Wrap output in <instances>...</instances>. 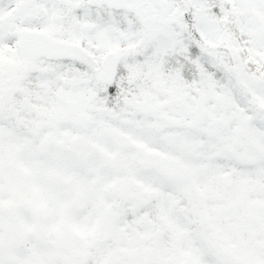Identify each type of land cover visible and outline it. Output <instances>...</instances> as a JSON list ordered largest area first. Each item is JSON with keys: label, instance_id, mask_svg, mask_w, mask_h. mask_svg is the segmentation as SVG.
I'll list each match as a JSON object with an SVG mask.
<instances>
[{"label": "rangeland", "instance_id": "1", "mask_svg": "<svg viewBox=\"0 0 264 264\" xmlns=\"http://www.w3.org/2000/svg\"><path fill=\"white\" fill-rule=\"evenodd\" d=\"M84 2L0 0V264L263 263L264 0ZM13 27L88 57L25 61Z\"/></svg>", "mask_w": 264, "mask_h": 264}, {"label": "water", "instance_id": "2", "mask_svg": "<svg viewBox=\"0 0 264 264\" xmlns=\"http://www.w3.org/2000/svg\"><path fill=\"white\" fill-rule=\"evenodd\" d=\"M129 0H87L88 6L106 5L114 10L127 9ZM17 50L21 56L29 60L46 59L52 61L72 60L80 61L85 51L77 44L66 43L52 39L47 33L39 30H16ZM118 56L107 53L101 61L99 81L111 85L116 75Z\"/></svg>", "mask_w": 264, "mask_h": 264}, {"label": "flooded vegetation", "instance_id": "3", "mask_svg": "<svg viewBox=\"0 0 264 264\" xmlns=\"http://www.w3.org/2000/svg\"><path fill=\"white\" fill-rule=\"evenodd\" d=\"M23 2H24V4L25 5H30L32 2H33V0H23ZM13 25H12V23H11V26L10 27H12ZM14 30H15V27H13V33H14ZM264 246V245H263ZM263 246H261L260 247V249L263 251V254H264V247ZM258 260H256V262H257ZM258 264H262L261 262H259Z\"/></svg>", "mask_w": 264, "mask_h": 264}]
</instances>
